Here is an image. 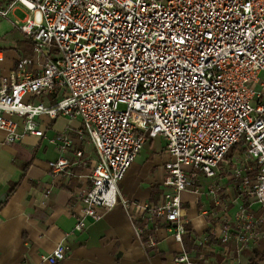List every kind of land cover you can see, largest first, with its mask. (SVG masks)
Wrapping results in <instances>:
<instances>
[{"label":"built area","instance_id":"built-area-1","mask_svg":"<svg viewBox=\"0 0 264 264\" xmlns=\"http://www.w3.org/2000/svg\"><path fill=\"white\" fill-rule=\"evenodd\" d=\"M17 9L26 14L14 19L32 38L33 56L18 59L9 75L0 77V131L15 143L43 137V116L82 120L97 161L88 185L76 191L82 206L76 231L88 219L101 220L100 209L119 204L126 172L148 140L163 137L173 157L165 164L164 187L171 191L141 209L170 222L168 232L183 243L187 214L181 194L201 192L200 172L217 180L234 148L231 176L242 205L233 221L223 220L211 234L223 243L234 235L237 253L259 235L264 0H0L1 17ZM4 61L0 50V65ZM50 165L58 174L69 162L62 158ZM219 191L215 184L207 194L222 205ZM250 197L262 216L245 206ZM147 244L155 246V237ZM65 258L64 244L43 256L50 264ZM173 261L206 264L185 251Z\"/></svg>","mask_w":264,"mask_h":264},{"label":"crops","instance_id":"crops-1","mask_svg":"<svg viewBox=\"0 0 264 264\" xmlns=\"http://www.w3.org/2000/svg\"><path fill=\"white\" fill-rule=\"evenodd\" d=\"M19 12L23 13L17 9L0 19L10 20L20 30L16 20H11ZM25 39L14 42L7 52L1 49L5 61L0 65V77L8 76L14 63L23 57L18 44ZM41 122L43 137L25 136L8 143L6 132L0 131V264H50L43 256L59 244L66 246V258L57 264H174V258L183 251L206 264H253L256 256V264H264V222L259 235L249 245H241L239 253L235 251L234 235L223 243L211 234L223 220L233 221L242 205L237 198L240 188L231 176L234 153L222 163L217 180L199 174L197 186L201 192L181 194L187 214L182 220L187 232L183 243L168 232L170 222L141 209L157 205L164 193L171 191L164 187L168 176L165 164L172 157L163 137L148 140L126 172L119 184V204L110 211L100 209L101 220L88 219L85 228L76 231L82 215L76 191L88 185L97 151L81 119L59 116L51 120L43 116ZM162 138L161 147L156 146L155 141ZM78 152L83 156L78 157ZM62 158L68 160L69 167L55 174L50 164ZM215 184L222 205L207 194ZM245 206L262 216L261 206L252 197ZM150 235L157 241L155 246L147 244Z\"/></svg>","mask_w":264,"mask_h":264},{"label":"rangeland","instance_id":"rangeland-1","mask_svg":"<svg viewBox=\"0 0 264 264\" xmlns=\"http://www.w3.org/2000/svg\"><path fill=\"white\" fill-rule=\"evenodd\" d=\"M25 16H26V14L20 13V12L16 14V17H18L19 20H23ZM11 20H18V19H11ZM23 37H25V35L20 30L14 28L13 24L10 20L0 19V50L5 49L6 52L9 51L11 46H13L14 42H16L19 39H23ZM38 101H43V99L38 98ZM120 109H125V106L121 105ZM161 142H163V138H162V140L157 139L155 141V145L161 147V145H162ZM148 145H149V143H148ZM146 148H148V147H146ZM149 150L150 149H148V151ZM154 157L155 156H153L152 160L155 159ZM160 157L161 156L159 155V158ZM172 160H173V157H172L171 161ZM200 176H203V173L200 172ZM203 186H205V185H203Z\"/></svg>","mask_w":264,"mask_h":264},{"label":"trees","instance_id":"trees-1","mask_svg":"<svg viewBox=\"0 0 264 264\" xmlns=\"http://www.w3.org/2000/svg\"><path fill=\"white\" fill-rule=\"evenodd\" d=\"M32 38L30 37H26V39L22 42H19L18 44V49H20V51H22L23 57H32L33 56V51H32ZM235 152V149L233 148L231 154H233ZM258 258V256H256V258L252 259V263L256 264L257 261L256 259Z\"/></svg>","mask_w":264,"mask_h":264}]
</instances>
